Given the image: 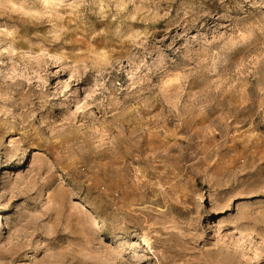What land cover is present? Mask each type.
<instances>
[{"label": "rangeland", "instance_id": "rangeland-1", "mask_svg": "<svg viewBox=\"0 0 264 264\" xmlns=\"http://www.w3.org/2000/svg\"><path fill=\"white\" fill-rule=\"evenodd\" d=\"M0 264H264V0H0Z\"/></svg>", "mask_w": 264, "mask_h": 264}, {"label": "bare ground", "instance_id": "bare-ground-1", "mask_svg": "<svg viewBox=\"0 0 264 264\" xmlns=\"http://www.w3.org/2000/svg\"><path fill=\"white\" fill-rule=\"evenodd\" d=\"M76 208H78V209H79V208H82V207H81L79 204H77V207H76Z\"/></svg>", "mask_w": 264, "mask_h": 264}]
</instances>
